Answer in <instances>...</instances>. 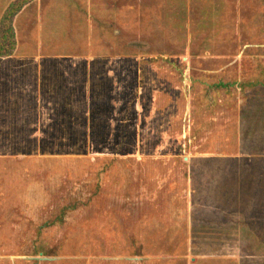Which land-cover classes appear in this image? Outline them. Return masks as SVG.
Listing matches in <instances>:
<instances>
[{"label":"rangeland","instance_id":"1","mask_svg":"<svg viewBox=\"0 0 264 264\" xmlns=\"http://www.w3.org/2000/svg\"><path fill=\"white\" fill-rule=\"evenodd\" d=\"M20 2L0 0V39L8 18L17 37L8 55H25L20 66L32 79V54L118 47L146 50L153 63L189 81H177L185 95L162 119L167 127L150 112L148 87L139 123L137 88L129 84L122 103L107 106L116 125L131 111L126 137L120 126L100 130L105 143L52 134L47 165L34 156L31 171L12 167L17 188L0 191L12 246L0 250V264H140L132 256L141 218L153 220L164 206L172 216L192 212L189 227L203 237L195 234L189 250L183 240L190 262L264 264V83L239 85L264 76V0H26L14 10ZM162 98L174 100L169 90ZM50 111L42 130L51 134L58 119ZM6 131L15 136V125L0 127ZM4 146L18 149V159L27 145ZM31 176L26 191L20 185ZM177 201L183 204L175 209ZM142 233L151 234V246L154 232ZM167 235L171 248L180 247L176 233Z\"/></svg>","mask_w":264,"mask_h":264},{"label":"crops","instance_id":"2","mask_svg":"<svg viewBox=\"0 0 264 264\" xmlns=\"http://www.w3.org/2000/svg\"><path fill=\"white\" fill-rule=\"evenodd\" d=\"M117 48H107L105 52L101 53L65 51L32 54L31 58L34 60L36 73V78L33 79L29 76L28 69L23 70L20 66V60L26 57L25 55H6L1 58L0 127L10 129L15 125V136H10L7 131L0 134V159H3V161L0 160V191L10 193L17 188V181L14 179L15 172L12 167L16 168L19 165L24 168L23 171H29V169L31 171V168H34L32 164L34 156H38L39 163L47 165L42 159H45L44 155H49L47 144L51 143L52 134L57 138L68 134V138L71 137L72 142L79 144L83 139L89 143L108 142L105 140L108 135L104 139L100 132L101 129L109 128L115 132L114 128L117 126L123 129V125L131 122V111L124 115L125 120L119 119L118 125L112 121V115L109 113V107L122 103L123 95L129 84H133L137 88L139 123L143 121L146 112L147 106L144 101L145 90L148 87L147 91L152 94L151 103L149 102L148 105L152 116L156 115L154 119L161 127L169 125L164 126L165 123L162 119L167 118L168 114L171 118V111L176 109L174 108L175 98L185 95L184 88L181 89V92L179 91L177 81L183 82L185 78H187L185 81H189V77L181 73L179 79L177 73L172 69L160 65V63L156 65L152 62V55H147L146 50L136 49L135 51L129 48V50ZM170 63L177 64L176 61ZM162 86L163 88H161ZM167 90L174 96V100H170V103L162 98ZM130 107L133 105H129L128 109ZM51 109L55 111L54 117L58 120L54 124L51 123L55 130L53 131L52 128L50 134L49 129L42 130V123L46 119L52 120ZM60 109L64 110L59 111ZM10 112L13 113V118L10 116ZM14 117H19V122L17 119L13 121ZM84 127L85 129H83ZM88 127L91 129L88 130ZM125 132L127 133V131ZM125 132L123 129L119 135L124 138L126 137ZM12 144L27 145L25 154L19 155L17 159L18 149L13 147L14 150H10L4 146ZM34 144L39 145L38 153L33 151V149L35 150ZM2 150L9 151L1 152ZM43 151L45 152L41 154L40 152ZM7 159L9 161L5 163ZM24 183L20 186H23L26 191L30 190L29 187L32 189V176ZM5 200L12 201V199ZM189 203L191 204V202L186 204L187 208H190ZM182 204V201H177L172 203V207L177 209L182 207ZM191 213L183 212V216H180L181 214L172 216L171 210L164 206L161 215L156 213L155 220H147L146 213L143 212L142 223L138 231V240L140 241L137 243L139 244L138 252H135L132 257L140 264H198L190 262L185 253L181 251V249L183 250V240L185 243L184 237H189L192 249L197 240L195 234L198 237H203L198 235L197 228H194L196 231L190 229ZM7 224L8 221L0 220V250L9 249L12 246L6 240L9 239ZM195 224L198 222L194 221V226ZM146 230L154 232V242L151 246L146 243L148 237H152L150 233L143 239L140 238L143 235L142 232ZM183 230L186 232L184 237ZM174 233L178 236L177 244L180 243V247L177 245V248H171L167 242L169 237L167 234H170L171 237V234ZM0 255H3L1 251Z\"/></svg>","mask_w":264,"mask_h":264},{"label":"trees","instance_id":"3","mask_svg":"<svg viewBox=\"0 0 264 264\" xmlns=\"http://www.w3.org/2000/svg\"><path fill=\"white\" fill-rule=\"evenodd\" d=\"M24 1L26 0H21V2L18 5H13L12 7L14 8V10L16 9L18 11L19 10L18 8L21 6V4ZM11 12L12 13L10 14H12V17H13L15 13H13L12 10ZM5 27H7L9 30L8 31L9 33L7 34L5 33ZM2 34H3L2 39H0V58L2 56L10 54L12 52V49H14L15 43H16L17 37L15 36L13 25L9 22L8 18L5 20V25L3 26ZM257 83H264V76H260V75L252 76L251 78H248V79H245L244 81L239 82V85L241 86L240 88L243 91L246 85L254 86ZM24 260L29 262L30 264H37V262L39 261V258H26Z\"/></svg>","mask_w":264,"mask_h":264},{"label":"built area","instance_id":"4","mask_svg":"<svg viewBox=\"0 0 264 264\" xmlns=\"http://www.w3.org/2000/svg\"><path fill=\"white\" fill-rule=\"evenodd\" d=\"M171 59L174 60V59H181V60H184L185 57L184 56H180V55H171ZM188 243H189V239L188 237H185V248L189 250V246H188ZM191 253V252H190Z\"/></svg>","mask_w":264,"mask_h":264},{"label":"water","instance_id":"5","mask_svg":"<svg viewBox=\"0 0 264 264\" xmlns=\"http://www.w3.org/2000/svg\"><path fill=\"white\" fill-rule=\"evenodd\" d=\"M41 253H43V251H41Z\"/></svg>","mask_w":264,"mask_h":264}]
</instances>
